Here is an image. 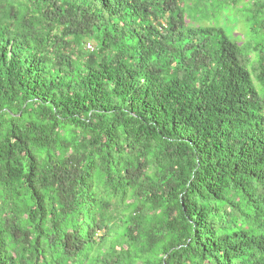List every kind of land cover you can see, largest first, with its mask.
<instances>
[{"label": "trees", "instance_id": "trees-1", "mask_svg": "<svg viewBox=\"0 0 264 264\" xmlns=\"http://www.w3.org/2000/svg\"><path fill=\"white\" fill-rule=\"evenodd\" d=\"M188 19L0 0V264H264V36Z\"/></svg>", "mask_w": 264, "mask_h": 264}, {"label": "rangeland", "instance_id": "rangeland-1", "mask_svg": "<svg viewBox=\"0 0 264 264\" xmlns=\"http://www.w3.org/2000/svg\"><path fill=\"white\" fill-rule=\"evenodd\" d=\"M223 0H183V8L186 15L189 17L190 25H203V26H222L226 32L234 39L236 38L241 43L246 42L256 44L262 43L264 33L259 35V38L253 39L245 26L247 13L243 16L242 13L236 12V10L223 7ZM223 9L221 10V7ZM244 25L246 30L242 28ZM246 31V32H245ZM247 36V39L246 36ZM247 40V41H246ZM254 59V55H251V60ZM253 65H251V71ZM257 88L260 89V85L255 83Z\"/></svg>", "mask_w": 264, "mask_h": 264}, {"label": "built area", "instance_id": "built-area-1", "mask_svg": "<svg viewBox=\"0 0 264 264\" xmlns=\"http://www.w3.org/2000/svg\"><path fill=\"white\" fill-rule=\"evenodd\" d=\"M87 50L89 51H93L94 50V47L92 46L91 43H88L87 46H86Z\"/></svg>", "mask_w": 264, "mask_h": 264}]
</instances>
